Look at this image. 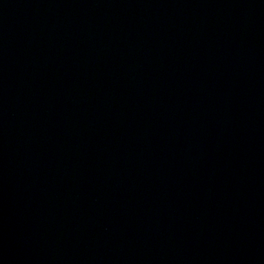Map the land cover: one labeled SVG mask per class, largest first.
I'll return each instance as SVG.
<instances>
[{"label":"water","instance_id":"1","mask_svg":"<svg viewBox=\"0 0 264 264\" xmlns=\"http://www.w3.org/2000/svg\"><path fill=\"white\" fill-rule=\"evenodd\" d=\"M0 264H264V0H0Z\"/></svg>","mask_w":264,"mask_h":264}]
</instances>
